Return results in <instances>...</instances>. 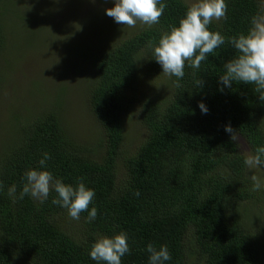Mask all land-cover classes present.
Here are the masks:
<instances>
[{
    "label": "trees",
    "instance_id": "trees-1",
    "mask_svg": "<svg viewBox=\"0 0 264 264\" xmlns=\"http://www.w3.org/2000/svg\"><path fill=\"white\" fill-rule=\"evenodd\" d=\"M164 2L159 23L121 34L90 58L95 74L85 93L87 108L104 131L99 157L73 138L56 105L27 112L23 119L20 106L13 109L21 120L19 130L13 143L0 150V264H96L88 255L94 240L120 231L127 232L131 248L122 264H148L149 243L168 246L171 260L166 264H262L260 243L240 209L260 196L264 203V190L251 191L245 156L224 126L230 124L254 154L264 146V102L251 85L234 83L221 92L218 77L235 52L227 38L246 32L253 15H264V4L227 0V19L210 25L226 43L199 70L186 64L178 82L165 75L164 85L151 81V88L138 91L141 74L164 75L150 44L158 43L190 7L185 0ZM12 3L0 0V54L10 45L2 15ZM22 54L17 51L13 58ZM201 79L203 85H197ZM163 90L170 95L158 97ZM28 91L34 100L44 96L39 89ZM201 101L207 114L198 107ZM139 102L146 134L126 153L123 116ZM44 152L51 156L47 168L54 176L73 184L83 179L95 190L89 208H97V218L86 221L83 237H74L57 220L68 213L52 204L55 192L42 204L30 196L21 200L8 195L15 184L18 196L24 173L39 167ZM86 217L87 211L80 214V219Z\"/></svg>",
    "mask_w": 264,
    "mask_h": 264
},
{
    "label": "rangeland",
    "instance_id": "rangeland-1",
    "mask_svg": "<svg viewBox=\"0 0 264 264\" xmlns=\"http://www.w3.org/2000/svg\"><path fill=\"white\" fill-rule=\"evenodd\" d=\"M185 2L191 5L193 0ZM262 2L264 4V0ZM113 6L114 0H13L5 10L2 19L10 45L0 54V150L13 143L19 130L21 120L14 117L13 110L16 106H20L23 119L27 112H40L45 105H56L73 138L92 148L95 153L92 155L99 157L96 154L100 152L98 145L104 131L88 110L85 93L95 74L90 58L121 34H132L145 25L139 21L135 26L115 23L105 14V9ZM104 23L112 31L107 25L101 27ZM25 35L29 44L24 39ZM23 45L26 48L20 50ZM72 45L77 48L72 50ZM17 51L24 54L14 59ZM165 79V74H141L136 79L137 90H148L152 86L151 81L163 82L164 85L167 83ZM37 87L44 93V98L34 100L28 97V90L37 91ZM165 94L163 90L158 97L170 95ZM139 111L140 102L123 116L122 149L126 153L132 152L146 134ZM237 141L245 157L252 155L243 138L238 137ZM118 169L119 174L124 171L121 163ZM248 171V179L251 174H256L263 180L260 170ZM261 197L243 205L240 213L244 216L242 221L260 243V257L264 264V203ZM57 220L74 237L85 235L86 219L77 221L68 215ZM21 263L24 262L21 260Z\"/></svg>",
    "mask_w": 264,
    "mask_h": 264
},
{
    "label": "clouds",
    "instance_id": "clouds-1",
    "mask_svg": "<svg viewBox=\"0 0 264 264\" xmlns=\"http://www.w3.org/2000/svg\"><path fill=\"white\" fill-rule=\"evenodd\" d=\"M166 6L164 0H114V6L105 9V14L117 24L135 26L139 21L152 26L159 23ZM227 12V0H193L178 24L163 33L158 43L150 44L152 59L160 65L162 73L175 77L178 82L185 76L186 64L193 70H199L201 62L226 43L225 36L218 30H211L210 25L214 21L227 19ZM248 23L246 32L227 38V43L235 52L223 65V74L218 77L219 90L223 92L224 88H231L234 83L251 85L253 91L259 94V100L264 102V15H253ZM196 84L202 86V79L197 80ZM198 107L203 114H207L208 108L203 101L199 102ZM224 131L230 134L232 141L237 140L230 124L224 126ZM50 159V154L44 152L38 161L39 167L29 168L24 173L18 196L15 184L8 187V195L21 200L30 196L42 204L48 200L50 192H55L52 204L67 209L71 219L78 221L80 214L87 211L86 221H95L97 208H89L94 201L95 190L87 187L83 179L73 184L54 176L47 168ZM243 163L250 171L264 170V146L257 147L255 153L245 157ZM249 179L251 191L264 190L261 177L251 174ZM2 188L0 182V190ZM135 195L139 196V192ZM146 251L149 254L148 264H166L171 260L167 245L157 248L149 243ZM130 254L129 236L125 231L112 236H98L88 253L96 264H122V258Z\"/></svg>",
    "mask_w": 264,
    "mask_h": 264
}]
</instances>
